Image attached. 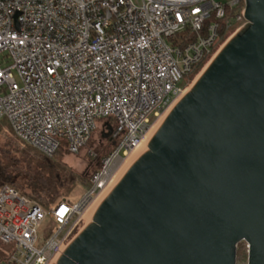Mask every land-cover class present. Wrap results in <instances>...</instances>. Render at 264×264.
I'll return each mask as SVG.
<instances>
[{
  "label": "built area",
  "instance_id": "1",
  "mask_svg": "<svg viewBox=\"0 0 264 264\" xmlns=\"http://www.w3.org/2000/svg\"><path fill=\"white\" fill-rule=\"evenodd\" d=\"M241 0H0V120L23 145L75 155L99 119L113 147L78 199L43 208L0 185V264H54L78 224L153 121L185 93L179 84L243 20ZM180 40V41H179ZM217 49L213 52L214 46ZM8 61V63H7ZM116 123L112 131L110 121ZM53 223L46 239L38 230Z\"/></svg>",
  "mask_w": 264,
  "mask_h": 264
},
{
  "label": "water",
  "instance_id": "2",
  "mask_svg": "<svg viewBox=\"0 0 264 264\" xmlns=\"http://www.w3.org/2000/svg\"><path fill=\"white\" fill-rule=\"evenodd\" d=\"M242 16L54 264H264V0Z\"/></svg>",
  "mask_w": 264,
  "mask_h": 264
},
{
  "label": "trees",
  "instance_id": "3",
  "mask_svg": "<svg viewBox=\"0 0 264 264\" xmlns=\"http://www.w3.org/2000/svg\"><path fill=\"white\" fill-rule=\"evenodd\" d=\"M232 32L233 30L230 31V28L226 31L222 28L218 44L228 38ZM217 46L213 47V52ZM207 59L208 57L204 58L186 76L192 77L194 72L203 67ZM2 127L9 129L5 119L0 120V130ZM103 139L109 143H112L113 140L110 135ZM25 146L21 149L15 143H11L10 139H5L0 144V185L6 184L13 187L21 195L37 202L43 208H48L51 203L69 195L77 185H82L85 190L90 188L91 174L87 176L74 171L63 160V156L69 154L65 149L58 148L51 156H48L32 146ZM245 245L244 241L237 244L236 264H246L247 249ZM2 247L0 244V260L5 258L1 252Z\"/></svg>",
  "mask_w": 264,
  "mask_h": 264
},
{
  "label": "rangeland",
  "instance_id": "4",
  "mask_svg": "<svg viewBox=\"0 0 264 264\" xmlns=\"http://www.w3.org/2000/svg\"><path fill=\"white\" fill-rule=\"evenodd\" d=\"M222 1L228 2L229 0H222ZM241 7H243L242 0H241L240 5L237 4L234 6V8H232L230 6L227 7V10H226L227 17L233 18L238 13V9H240ZM244 22H245L244 19L240 20L239 22L233 21L231 26H230V31L236 29L237 27L239 28L241 25L244 24ZM7 63H8V61H7ZM203 69H200L199 71L194 72L192 74V77L188 76L189 77L188 78L187 76H185L184 79L179 82V84L184 83L185 90H188L190 88V86L192 85V83L196 80L197 76L200 75V73L202 72ZM165 116L166 115H163V116L159 117L158 119H156L155 121H153V125H151L149 130L152 127H155V126L158 127L161 124V122L163 121V119L165 118ZM105 120H106L105 118L97 120L96 128L92 132L91 137L88 140V142L82 147V149L79 151V153H77L75 155L65 154L63 156V160L65 162H67L68 165L74 171H76L80 174H84V175L89 176L91 174V172H93V170L99 166V164H100L101 160L104 158V156L107 155L110 152V150L112 149L113 144L106 142L102 136L104 133H106L103 129V124H104ZM110 124H111L112 131H114L116 128V123L113 120H111ZM5 139H10L11 143H15L21 149L26 147L25 145L21 144L12 135V133L6 129V127H2V129L0 130V144L3 143ZM145 145H146V143H145ZM146 149H147V147L145 146L144 150L141 149L140 151H134L132 154H129L128 156L123 158V160H120L119 162H117L113 166L112 173H111L112 174L111 182L107 185V187L104 189V191L98 196V198L93 201L91 206L86 210V212L83 215V221L80 222L77 226L78 229L81 230L85 225H87L91 221V217H92L95 209L99 205V203L104 199V197L109 193V191L119 181V179L122 177V175L125 173V171L129 168V166ZM84 192H85V188L82 185H77L69 195L64 196L62 198H65V197L68 198L69 197L72 200H76L81 195H83ZM62 198H60V199H62ZM52 225H53V223L49 219H46L43 222L42 226L38 230L39 239H46L49 236V233H50L49 230H50V227ZM246 249H247V246H246ZM246 259H247V256H246Z\"/></svg>",
  "mask_w": 264,
  "mask_h": 264
},
{
  "label": "bare ground",
  "instance_id": "5",
  "mask_svg": "<svg viewBox=\"0 0 264 264\" xmlns=\"http://www.w3.org/2000/svg\"><path fill=\"white\" fill-rule=\"evenodd\" d=\"M203 71V70H202ZM198 77V76H197ZM186 91H188V90H185V92ZM157 126H155V127H152L149 131H147L146 132V134H145V137H144V139L141 141V142H138V143H136V146H135V148H134V151H140L141 149L142 150H144L145 149V146L147 145V142L149 141V139L151 138V136L154 134V132L156 131V129L159 127H157ZM145 143H146V145H145ZM147 147V146H146ZM120 160H118L117 162H119ZM116 162V163H117ZM115 163V164H116ZM114 164V165H115ZM100 204V203H99ZM83 229V228H82ZM81 229V230H82ZM80 230V231H81Z\"/></svg>",
  "mask_w": 264,
  "mask_h": 264
}]
</instances>
